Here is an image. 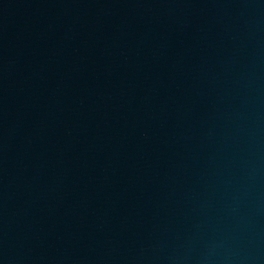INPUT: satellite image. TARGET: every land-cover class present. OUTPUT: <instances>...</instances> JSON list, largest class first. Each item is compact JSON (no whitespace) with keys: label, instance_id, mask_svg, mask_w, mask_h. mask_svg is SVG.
<instances>
[{"label":"water","instance_id":"obj_1","mask_svg":"<svg viewBox=\"0 0 264 264\" xmlns=\"http://www.w3.org/2000/svg\"><path fill=\"white\" fill-rule=\"evenodd\" d=\"M0 264H264V0H0Z\"/></svg>","mask_w":264,"mask_h":264}]
</instances>
